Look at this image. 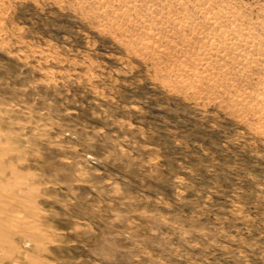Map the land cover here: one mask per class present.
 <instances>
[{
    "label": "rangeland",
    "instance_id": "obj_1",
    "mask_svg": "<svg viewBox=\"0 0 264 264\" xmlns=\"http://www.w3.org/2000/svg\"><path fill=\"white\" fill-rule=\"evenodd\" d=\"M152 62L74 0H0V162L36 214L3 264H264V137Z\"/></svg>",
    "mask_w": 264,
    "mask_h": 264
},
{
    "label": "bare ground",
    "instance_id": "obj_2",
    "mask_svg": "<svg viewBox=\"0 0 264 264\" xmlns=\"http://www.w3.org/2000/svg\"><path fill=\"white\" fill-rule=\"evenodd\" d=\"M74 2L122 36L139 55L152 59L169 79L167 86L181 84V89L198 99L216 100L264 137L263 15L254 17L244 5L231 0ZM6 150L7 146L0 142V154ZM27 177L14 165L0 162V246L3 248L11 244L5 238L8 230L4 216L35 218L36 214H27L33 211L25 201L32 188ZM41 253L49 252L44 248ZM3 259L4 254L0 255V264Z\"/></svg>",
    "mask_w": 264,
    "mask_h": 264
}]
</instances>
